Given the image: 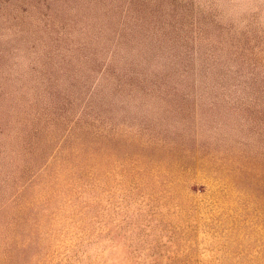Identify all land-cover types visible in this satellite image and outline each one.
<instances>
[{"label": "rangeland", "instance_id": "374dc122", "mask_svg": "<svg viewBox=\"0 0 264 264\" xmlns=\"http://www.w3.org/2000/svg\"><path fill=\"white\" fill-rule=\"evenodd\" d=\"M0 264H264V0H0Z\"/></svg>", "mask_w": 264, "mask_h": 264}]
</instances>
